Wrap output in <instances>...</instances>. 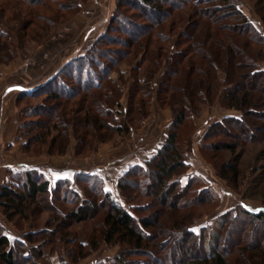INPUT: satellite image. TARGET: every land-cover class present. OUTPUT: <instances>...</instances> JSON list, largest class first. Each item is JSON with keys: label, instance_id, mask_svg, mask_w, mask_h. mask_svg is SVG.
<instances>
[{"label": "trees", "instance_id": "1", "mask_svg": "<svg viewBox=\"0 0 264 264\" xmlns=\"http://www.w3.org/2000/svg\"><path fill=\"white\" fill-rule=\"evenodd\" d=\"M41 5L75 13L83 7L81 0H0V65L27 53L33 41V18L14 30L4 25L20 21L24 11L40 16ZM257 5L264 22V0ZM59 16L42 20L45 35L61 23ZM263 61L264 35L236 1L118 0L105 31L84 54L20 95L21 150L63 155L75 123L76 155H89L124 125H140L155 95L172 112L165 141L144 165L121 175L118 196L105 191L96 173L77 171L73 179L52 183L37 171L11 172L0 188L4 218L15 224L16 215L28 221L36 211L53 217L44 226L31 222L27 232L18 228L21 235L14 238L0 222V264H54L55 249H71L68 264H80L104 245L120 249L91 264H264V230L250 238L244 231L246 222L264 227V204L251 211L240 203L202 224L221 196L206 177L189 173L186 143L180 141L181 131L196 134L197 117L215 102L234 111L210 124L197 143L216 176L238 193L245 179L237 164L243 148L263 145L264 159ZM123 63L131 65L129 90L137 98L132 111L121 101ZM225 153L232 162L218 165L217 154L221 159ZM261 174L256 184L264 195Z\"/></svg>", "mask_w": 264, "mask_h": 264}, {"label": "rangeland", "instance_id": "2", "mask_svg": "<svg viewBox=\"0 0 264 264\" xmlns=\"http://www.w3.org/2000/svg\"><path fill=\"white\" fill-rule=\"evenodd\" d=\"M232 1H236L240 4V9L253 21L256 28L264 35V22L262 21V17L260 16L261 14L258 13V0H230V2ZM81 2L83 5L82 10L76 13L73 10H66L62 12L58 9L57 6L51 8L47 7V5H41L37 7L39 13H41L40 16L36 15L37 17L34 15L32 17L28 16L27 12L24 11V9L26 8H21L22 11H24V14L21 15V20L18 22H14L13 24L6 23L4 27L6 29H18L22 24H24V21L28 20L29 18H33L29 32L30 35H33V41H30V44L35 48L45 44V41H50L56 34H59V31L61 33L63 29H65V27H68V25L75 24V26L78 28L79 33V47H86L87 45L91 44L94 38H96L98 34L104 30V28H106L108 23L107 21L109 17L113 15L118 0H81ZM41 15H43L42 19ZM51 15H60L59 20L61 23L55 29L50 30L51 32H49V35H45L44 31L40 29L42 28V20H44L45 17ZM93 27L95 28V30L89 32V30ZM79 52L82 53L81 49ZM261 67L264 68V61L261 63ZM122 69L127 78L124 81L126 82L125 85H122V90L124 92L121 101L123 109H125L126 107H130L132 111V108L134 109V105H136L137 103V98L133 92L132 96L133 98H135H131V93L129 90L132 81L128 77L131 71V65L123 63ZM134 72L132 71V73ZM115 76L117 77L118 75L116 74ZM221 77L223 78V75H221ZM155 96L156 98L151 101L148 115L145 119L141 120L142 122L140 123V125L138 124L133 126L134 130L132 131L129 130L130 126L128 124L124 125L123 133L113 136L111 140L96 143L94 150L89 155H76L78 146V141L76 139V137L78 136H76V131L77 127H79L80 125L73 123L70 134L71 142L69 143L65 154L55 156L36 155L38 154V151L37 149H35V155H31L29 157L39 158V161L41 163H49V161H51V163L56 167H63L70 164L74 168H80L84 167L85 164L89 162L109 167L108 163L111 161H115L112 160V158H119L121 156L128 158L129 156L133 155L137 156L141 154L143 150L146 151L148 150V148L152 147V144H154L156 140L160 138L166 126L172 121L171 109L169 107H162L157 99V95ZM137 97L140 99V96ZM37 102L38 101H33V103ZM233 112L234 111L232 110L224 109L218 102H215L211 107L205 108L202 114L197 117L196 126L198 130L195 135L190 136L185 131L180 132V141L182 143H186V149L189 154V171L192 170L191 173L200 174L206 177L221 196V204L219 208L216 211H210V214L208 213L209 216L205 217L202 222V224L204 225L214 222V220L220 214L230 211L240 203L251 211H259L263 209L262 207L264 204V195L261 191L262 186L260 187L256 184V179L262 175L261 173H264L262 170V168H264V159H261V151L263 149V145L253 144L247 145L243 148L242 157L237 161V164L244 174L245 179L243 186L239 188L238 193L233 191L226 184V182L216 176L212 167L201 157L198 149V138L205 133L207 127L213 122L220 120L222 117ZM139 117L140 115H137L136 119H139ZM81 132L82 131H80V133ZM104 133L106 132H102L101 134ZM106 136L107 133L105 137ZM214 140L215 139H210V141ZM239 151L240 150H238V152ZM217 156L218 160H216V162L218 163V165H221L222 162H232V155L229 153L220 154L221 159H219V154H217ZM208 209L211 210L210 208ZM52 217L53 214L49 211H36L32 215L31 220L29 219L28 221L22 220L20 215H16L15 224L14 222H8L3 215L1 218H3V221L6 223L4 225L8 233H10L11 237L14 238L21 235V232L18 231V228L25 227V229L23 230L27 232L30 229L29 227L31 222L32 224H36L37 222H39V225L41 224V226H44L45 221L51 219ZM246 223L247 224L244 231L245 233H247V235H250L249 238L255 231L261 232L262 230H264V227L261 223ZM199 227L201 226L197 225V229ZM49 249L46 250L47 253L50 252ZM119 249V245L111 247L104 245L102 246L96 257L100 258L112 255L114 253H117ZM55 250L56 251L52 253L54 264H68V252L71 253V249H69L68 251H62L58 249ZM89 262H85L84 264H89ZM17 263L29 264V261L24 263V261L20 259Z\"/></svg>", "mask_w": 264, "mask_h": 264}, {"label": "crops", "instance_id": "3", "mask_svg": "<svg viewBox=\"0 0 264 264\" xmlns=\"http://www.w3.org/2000/svg\"><path fill=\"white\" fill-rule=\"evenodd\" d=\"M105 29L94 38L91 44L80 48L78 28L75 24L68 25L63 29L64 32L60 33L59 31L60 35L56 34L42 46L34 48L30 44L27 47V53L20 52L18 57L10 63L0 65V188L10 179L11 172L37 171L55 183L59 179H73L75 172L84 171L99 175L104 180L105 191L118 196L117 182L121 175L133 166L144 165V162L155 155L163 145L169 124L160 138L148 150H143L137 156L112 158L115 161L109 162V167L91 162L80 168H74L70 164L56 167L51 161L41 163L39 158H30L22 152V141L18 140V128L21 122L20 109L24 106V102L20 95L43 86L71 59L84 54ZM93 30H95L94 27L89 32ZM80 49L82 53L79 52ZM129 130L134 129L129 128ZM197 130L196 126V132ZM1 217L2 214H0V222L3 225L6 224ZM114 254L100 258H107ZM96 256L90 257L80 264L89 261L91 264L97 258Z\"/></svg>", "mask_w": 264, "mask_h": 264}]
</instances>
